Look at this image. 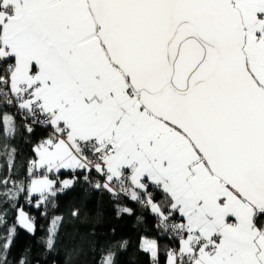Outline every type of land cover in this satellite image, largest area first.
<instances>
[{"label":"snow or ice","instance_id":"1","mask_svg":"<svg viewBox=\"0 0 264 264\" xmlns=\"http://www.w3.org/2000/svg\"><path fill=\"white\" fill-rule=\"evenodd\" d=\"M81 182L152 216L150 264H264V0H0V264L37 231L20 200L47 217Z\"/></svg>","mask_w":264,"mask_h":264},{"label":"trees","instance_id":"2","mask_svg":"<svg viewBox=\"0 0 264 264\" xmlns=\"http://www.w3.org/2000/svg\"><path fill=\"white\" fill-rule=\"evenodd\" d=\"M13 144L18 149L16 174L23 177L31 151L27 135L21 133ZM86 188L87 185L81 182L66 195L60 196L56 201L57 207L50 208L47 217L24 199L20 200L25 212L35 217L37 231L32 235L19 230L9 258L12 264L21 255H27L29 264H94V259L99 255L98 246H106L117 238L128 242L126 251L119 256V264H150L149 257L141 250V240L156 235L152 216L127 200L124 203L135 209V215L117 216L116 204L107 192L92 191L85 194ZM73 208L79 209L77 218L70 215ZM54 215L64 217V221L59 232L57 251L53 255L45 251L44 240ZM14 217L15 213L8 210L9 223Z\"/></svg>","mask_w":264,"mask_h":264},{"label":"built area","instance_id":"3","mask_svg":"<svg viewBox=\"0 0 264 264\" xmlns=\"http://www.w3.org/2000/svg\"><path fill=\"white\" fill-rule=\"evenodd\" d=\"M142 211H144L140 206H138Z\"/></svg>","mask_w":264,"mask_h":264}]
</instances>
